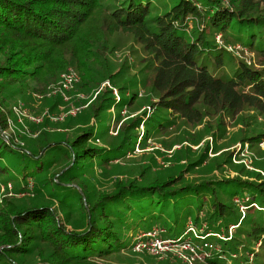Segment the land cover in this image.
Listing matches in <instances>:
<instances>
[{"label":"trees","instance_id":"trees-1","mask_svg":"<svg viewBox=\"0 0 264 264\" xmlns=\"http://www.w3.org/2000/svg\"><path fill=\"white\" fill-rule=\"evenodd\" d=\"M156 1L158 5L153 0H0V175L8 170L6 158H20L17 151L24 146L12 130L13 106L28 105L39 93L46 97V85L67 67L78 71L77 87L87 94L78 102L84 108L71 121L95 117L105 107H133L137 92L125 95L133 82L153 98L147 100L151 113L113 118L117 130L109 134L117 137L108 147L97 144L89 125L74 137L65 151L69 163L50 178L58 186L49 193L56 205L16 196L35 197L33 175L24 174L19 188L29 192L0 196V264L120 262L123 252H134V243L147 239L142 233L154 229L179 245L210 244L192 264H226L225 256L235 259L239 248L245 255L239 264H249V257L264 264V178L255 182L209 175L224 166L244 172L243 145L253 148L264 141V0ZM218 35L228 45L245 46L252 62L239 60L225 69L227 56L211 49ZM123 39L140 48L145 68L124 69V56L116 55ZM47 101L52 110L63 96L42 102ZM25 120L29 131L48 123V117ZM180 120L195 130L178 132L181 145L172 156L168 144L142 151L133 166L127 165L125 157L136 145L144 148L149 137L169 133ZM238 123L243 125L240 135L219 147L226 128ZM203 131L209 137L204 142ZM108 150L113 156L104 155ZM156 154L165 159L158 162ZM95 161L105 167L101 175L107 189L92 185L88 190L94 178L85 174ZM191 168L202 178L188 181ZM71 186L79 189L80 194L74 190L78 201H85L74 222L57 210ZM139 252L152 264H189L176 254L169 259Z\"/></svg>","mask_w":264,"mask_h":264},{"label":"rangeland","instance_id":"rangeland-1","mask_svg":"<svg viewBox=\"0 0 264 264\" xmlns=\"http://www.w3.org/2000/svg\"><path fill=\"white\" fill-rule=\"evenodd\" d=\"M153 2L158 5L159 1L153 0ZM162 7L159 6V9ZM158 9V11H159ZM190 19V18H189ZM190 21L188 20V23ZM191 24V23H189ZM183 29V28H182ZM213 37L210 39L212 40ZM123 42H119V45L121 46L120 49L117 51L116 55L117 58L124 56V61H126L127 65L124 67L126 71L133 72L137 71L139 69L145 68V64L141 63L140 59L143 56V52L138 48L136 44L132 43V40H121ZM214 45L211 47V49L215 48V51H218L220 54L226 55V61H225V69H228L233 64H236L239 60L242 61H251L254 59L253 54L242 44L241 45H228L224 42L223 37H220L219 35L215 37V41L213 42ZM127 58V60L125 59ZM72 68L79 78L78 71L72 67L69 66L65 70H63L60 74H58L57 79L54 82L48 83L46 86V90L44 93L46 94V97L53 98L54 94H57V89L59 85V80L61 77V74L65 72L67 69ZM127 68V69H126ZM224 69V67L222 68ZM225 71V70H224ZM123 78V77H122ZM140 79V78H137ZM80 78L79 80L74 83L72 88L66 92H64L63 95V103H61L59 106L53 107L52 110H49V107L51 104L47 102H42L43 99L39 95L42 93L36 94L33 98L35 100H30L28 105H25L23 102L19 103V106L21 107V110H26V112H22L21 114H18V116L15 113H12L11 117V124H12V130H14L15 134L21 135V138L18 137L19 140H23V150L17 151V154L20 158L10 159L9 157L6 158L5 164L8 167V170L0 175V196L6 192L9 191L10 193H17L19 192V188L23 185L24 181L22 180V176L24 174L26 175H33V180L36 182V192L35 197H30L29 195L25 194L23 195H16L17 197L24 198V200L28 203L38 201L42 204H45L47 206H53L56 205V201L50 196L49 193L52 192L51 188H58V186L53 185L50 181V178L53 175H56L61 171V169L66 166L69 162L66 157V152H69L68 146L70 145L71 141L74 139L76 135H78L80 132H82L87 125L90 127H94V135L99 139V143L102 144L103 147H108L112 144L113 141H116L117 136H111L109 134L110 132L115 133L117 130V125H115V122L113 121L114 117L120 113L122 118H130L133 115H139L141 112L146 111L151 113L152 108H148L147 100L150 98L151 100L152 95L146 92L143 88L140 82H133L131 87L125 91L127 93L131 92H137V99L133 104V107L130 108H124L120 105H116V107H110L106 109L101 110L99 114L95 117H90L87 120H77V121H71L69 120L70 117L78 115L80 110L84 108L83 105H80L78 102L81 100H86V93L82 92L78 89L77 86L80 84ZM122 81L121 77L119 79V82ZM106 83H103L99 85L102 87ZM117 89L114 88V91ZM94 96L97 94L96 88L92 89ZM64 96H67V99L64 98ZM128 96V95H127ZM81 98V99H78ZM51 99V98H50ZM33 108L34 110L30 109ZM121 107V108H120ZM57 109L59 111H57ZM13 110V109H12ZM47 110L49 112H47ZM86 110V109H85ZM84 112V110H83ZM148 114V113H147ZM20 116V117H19ZM39 116V117H38ZM32 117H38L37 121H44L45 117H48V123L39 124L38 129L35 131H29L27 122L25 118H32ZM44 119V120H43ZM114 122V124H113ZM178 122V121H177ZM109 130L108 127L112 125ZM203 124L197 126L196 128L202 127ZM214 124L212 123V126ZM188 125H185L181 120L174 125L170 130H168L169 133L165 134H156L155 136H151L147 139V145L144 148H138L136 145L134 147V152L128 153V155L125 157L127 160V165L133 166L137 159H139L140 154L142 151H155L156 149H166L168 144L172 148L168 151L169 156H172V150L178 149L180 147L179 138L176 136L178 135V132L184 131L187 129L188 131L192 132L194 131V125L190 127V129L187 127ZM243 127L242 124L238 123L237 126H228L226 128V131L224 132V135L222 138L218 141V146L222 148H226L227 145L232 144L233 139L237 138L240 135L239 130ZM244 129V128H243ZM141 132V128L139 129ZM206 131H203V142L208 139L209 137L206 135ZM177 134V135H176ZM206 137V138H204ZM164 141V142H163ZM202 141L200 145L202 144ZM92 143V142H91ZM167 143V144H166ZM22 144V143H21ZM240 143H236V148L239 147ZM94 145V144H92ZM97 146V145H96ZM169 146V147H170ZM100 147V146H98ZM192 149H195L193 147ZM131 151V150H127ZM243 159L242 163L245 164L246 170L244 172H238L237 169L232 168V166H224V170H213L209 175L215 176L217 175L218 178H221L223 176L230 177V176H240L241 178H247L248 180H252L255 182H261L264 178V141L260 142L258 144V147L249 148L247 144L243 145ZM19 152H24L23 154ZM175 153L178 154L179 150H175ZM113 151H107L104 155L105 156H113ZM157 161L161 163L162 160L165 158L157 155ZM124 158V159H125ZM124 159L122 158L119 160L120 162H124ZM3 163V162H2ZM172 163V162H169ZM167 163V164H169ZM92 166H88L87 169L91 168ZM93 169H91L88 173L85 174L86 177L93 176V181H91V184H88V190L92 188V185H95L99 188L107 189L108 183L106 179L103 178L101 174L105 172V167L101 166V161L94 162L93 163ZM259 173L260 175H256L255 173ZM209 176V177H211ZM188 181H198L202 178V174L198 172L197 170H193L192 168L189 170V172L186 174L185 177ZM4 179H9L8 181H4ZM32 180V181H33ZM94 180L98 181L94 183ZM6 182V183H5ZM105 183V184H104ZM100 184H104L100 186ZM82 187V186H81ZM83 188V187H82ZM76 191L80 194L78 191V188H75V186H71L67 192L65 193V205H58L57 210L63 214L68 220L75 221L76 219L81 217V203L85 204V201L82 199L80 202L77 199V194L74 191ZM84 190V188H83ZM23 192H29L28 190ZM23 192H19V194H23ZM18 194V193H17ZM55 195V194H54ZM244 208V207H243ZM253 214H256L253 212ZM230 228V227H229ZM233 227H231L232 229ZM199 231H197L198 233ZM235 233V232H234ZM195 235V233H193ZM243 235V234H242ZM191 236H193L191 234ZM134 240H132L133 242ZM259 244L255 246V249H257ZM260 248V247H259ZM240 251L237 253V256L235 259L231 257L230 255L225 256V260H227L226 264H239L240 263V257L245 256L243 248H239ZM136 252V253H135ZM143 253L139 251H125L121 254L120 262L117 258L108 259L106 261H102L105 264H118V263H124V264H152L149 262L143 255ZM181 260L185 261V258L177 253H174L172 251H167L163 253L161 256H164L165 258L173 259L176 255ZM196 258L192 254V259ZM191 259V260H192ZM202 259V258H201ZM192 260V261H193ZM220 260V259H219ZM220 264L224 261H219ZM249 264H255L253 257H249Z\"/></svg>","mask_w":264,"mask_h":264},{"label":"built area","instance_id":"built-area-1","mask_svg":"<svg viewBox=\"0 0 264 264\" xmlns=\"http://www.w3.org/2000/svg\"><path fill=\"white\" fill-rule=\"evenodd\" d=\"M78 80L79 78L77 73L72 68L67 69L61 74L57 92L61 95L64 94V92L70 90L73 87L72 85ZM64 98L67 99V96H64ZM13 111L17 116L22 112H26V110L22 111L21 108L16 105L13 106ZM37 118L38 117H32L31 119H33L35 122H39L37 121ZM160 231H162V229H154L149 232L142 233L141 236L147 237V239L136 241L133 245V250H146L149 253L155 255H162L167 251H172L183 256L185 260L189 262V264H192V254L196 257L194 259H201L205 256V248L210 247V244L207 243H204L202 246L190 243L179 245L176 242L165 240L158 236L161 233ZM185 252H188V254Z\"/></svg>","mask_w":264,"mask_h":264}]
</instances>
